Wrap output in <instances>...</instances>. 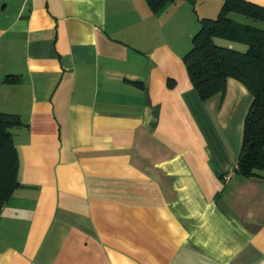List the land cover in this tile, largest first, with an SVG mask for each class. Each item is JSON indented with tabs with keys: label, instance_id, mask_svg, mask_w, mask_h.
<instances>
[{
	"label": "crops",
	"instance_id": "obj_1",
	"mask_svg": "<svg viewBox=\"0 0 264 264\" xmlns=\"http://www.w3.org/2000/svg\"><path fill=\"white\" fill-rule=\"evenodd\" d=\"M221 5L0 0V113L22 122L0 264H264V173H235L251 95L202 102L182 61Z\"/></svg>",
	"mask_w": 264,
	"mask_h": 264
},
{
	"label": "trees",
	"instance_id": "obj_2",
	"mask_svg": "<svg viewBox=\"0 0 264 264\" xmlns=\"http://www.w3.org/2000/svg\"><path fill=\"white\" fill-rule=\"evenodd\" d=\"M215 19L199 20V30L191 40V48L182 61L188 79L200 101L222 94L231 78L242 84L251 95V104L244 118L243 135L235 173L243 179L264 173V31L231 18L239 15L264 22V9L243 0H221ZM154 15L167 5L195 0H145ZM215 39L246 46L245 52L222 47ZM8 84L20 78L8 76ZM20 117L0 113V211L20 187L19 155L10 130L20 127Z\"/></svg>",
	"mask_w": 264,
	"mask_h": 264
},
{
	"label": "rangeland",
	"instance_id": "obj_3",
	"mask_svg": "<svg viewBox=\"0 0 264 264\" xmlns=\"http://www.w3.org/2000/svg\"><path fill=\"white\" fill-rule=\"evenodd\" d=\"M235 16H239V15H235ZM241 17V16H240ZM239 17V18H240ZM241 18H243V17H241ZM250 22H252L251 20H250ZM252 26V25H251ZM236 47H238L237 49H239V50H235V51H239V52H245V50H246V46L245 45H241V44H239L238 46H236Z\"/></svg>",
	"mask_w": 264,
	"mask_h": 264
}]
</instances>
